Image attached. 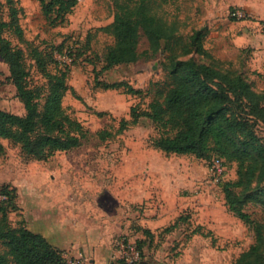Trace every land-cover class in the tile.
<instances>
[{"label":"rangeland","instance_id":"obj_1","mask_svg":"<svg viewBox=\"0 0 264 264\" xmlns=\"http://www.w3.org/2000/svg\"><path fill=\"white\" fill-rule=\"evenodd\" d=\"M17 3L23 47L46 50L63 44L64 53L56 54L70 66L63 104L87 137L47 159L28 156L20 145L0 138V185L18 192V209L9 213L12 224H25L57 241L69 263L132 264L139 258L134 248L141 245L147 264H231L255 240V231L229 209L223 191L225 181L237 178L236 163L227 164L222 181L213 182L211 160L156 148L159 131L147 117L106 139L100 135L116 132L121 119L131 117L132 106L143 109L154 99L168 80L163 52L101 71L99 56L112 37L99 27L113 20L112 0H79L66 21L56 25L45 17L39 0ZM166 10L186 23L184 32L207 26L206 46L212 53L232 60L256 89L264 90V0H181ZM148 46L143 35L140 50ZM27 66L30 84L42 86L46 94L48 80L29 52ZM119 81L139 92L105 87ZM0 108L25 112L1 55ZM259 132L264 136V125ZM244 209L264 222L260 202Z\"/></svg>","mask_w":264,"mask_h":264},{"label":"trees","instance_id":"obj_2","mask_svg":"<svg viewBox=\"0 0 264 264\" xmlns=\"http://www.w3.org/2000/svg\"><path fill=\"white\" fill-rule=\"evenodd\" d=\"M39 1L43 14L54 25L65 22L79 2ZM112 1L113 20L99 27L112 37L99 56L103 62L101 71L163 52L168 80L156 90L147 107L132 106L131 117L122 118L116 132L102 130L101 137H111L147 117L159 131L153 139L156 148L166 153L193 154L211 161L219 157L226 164L236 163L237 178L225 181L223 191L229 209L255 231V240L231 264H264V222L244 209L249 202L264 205V136L259 132L264 125V90L256 89L232 60L212 53L206 46L207 26L184 32L182 25L186 23L179 17L168 16L166 5L181 0ZM21 11L17 0H0V55L8 64L10 80L25 107L24 113L0 108V138L20 145L28 156L47 159L57 151L80 146L87 130L63 104L70 70L56 56L64 53L63 44L46 50L23 47L20 43L26 38ZM143 35L149 46L142 52ZM27 52L48 80L46 94L42 86L30 84ZM69 53L74 55L73 50ZM105 87L139 92L126 81L106 83ZM17 198L15 187L0 185V264H67L63 249L43 233L25 224H12L9 213L18 209ZM145 232L152 234L148 229ZM138 249L140 256L132 264H147L141 245Z\"/></svg>","mask_w":264,"mask_h":264},{"label":"built area","instance_id":"obj_3","mask_svg":"<svg viewBox=\"0 0 264 264\" xmlns=\"http://www.w3.org/2000/svg\"><path fill=\"white\" fill-rule=\"evenodd\" d=\"M227 164L224 162L222 158L216 157L210 162V171L212 175V180L215 183H218L222 180L226 170H227ZM130 246V244L128 245ZM127 247V246H126ZM135 256L138 258L140 255V251L138 248H134ZM136 258V259H137ZM128 260V259H127ZM67 264H82L80 261H74V262H67Z\"/></svg>","mask_w":264,"mask_h":264},{"label":"crops","instance_id":"obj_4","mask_svg":"<svg viewBox=\"0 0 264 264\" xmlns=\"http://www.w3.org/2000/svg\"><path fill=\"white\" fill-rule=\"evenodd\" d=\"M45 235V234H44ZM46 237H48L47 235H45ZM48 239L54 244V245H56V246H58L59 244L57 243V241L55 242V241H53L52 239H50L49 237H48Z\"/></svg>","mask_w":264,"mask_h":264}]
</instances>
